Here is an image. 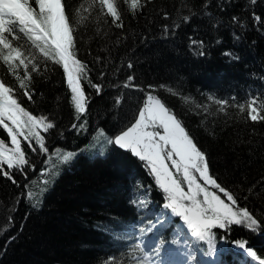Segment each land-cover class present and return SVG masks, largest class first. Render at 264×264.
<instances>
[{"label":"trees","instance_id":"1","mask_svg":"<svg viewBox=\"0 0 264 264\" xmlns=\"http://www.w3.org/2000/svg\"><path fill=\"white\" fill-rule=\"evenodd\" d=\"M64 2L76 29L77 57L102 92L97 95L82 80L90 103L76 119L60 65L37 53L40 70L32 73L29 101L0 62V77L17 89L20 103L55 124L41 132L49 149L45 155L22 141L29 165L12 171L16 183L0 175V264H139L142 256L129 258L114 245L122 238L118 226L153 225L165 193L152 184L153 175L138 157L109 145L106 137L134 121L149 91L182 121L206 153L210 173L239 206L264 215V121L248 119L247 106L243 113L238 108L264 97V0H142L135 13L117 0L123 27L92 0ZM18 43L31 48L26 39ZM19 73L24 75L22 68ZM128 76L134 80L124 87ZM220 100L228 104L216 103ZM0 138L7 143L2 131ZM56 150L75 155L61 163ZM140 195L146 196V211L138 207ZM181 226L184 221L165 224L161 241L174 264H193ZM213 233L214 250L194 236L206 262L217 252V264H257L234 243L238 240L264 259V232L232 225Z\"/></svg>","mask_w":264,"mask_h":264},{"label":"snow or ice","instance_id":"2","mask_svg":"<svg viewBox=\"0 0 264 264\" xmlns=\"http://www.w3.org/2000/svg\"><path fill=\"white\" fill-rule=\"evenodd\" d=\"M124 2L129 4V10L133 13L143 7L142 0ZM97 3L101 11L112 18L113 23L123 27L117 0H92L93 5ZM204 7H207V3ZM76 13L79 14V9ZM83 19L77 23H83ZM189 19L184 17L185 21ZM238 19L233 18L234 21ZM255 19L260 20V17ZM75 31L64 0H0V62L19 82V89L23 90V95L29 101L32 100V92L29 90L32 73L40 70L37 53L43 60L60 65L76 119H80L90 103L82 80H86L97 95L102 92V85L91 82L87 65L78 59ZM21 35L30 43L31 48L14 43L21 39ZM128 67H132L131 63ZM21 68L23 76L19 73ZM100 75L103 76V73ZM127 80L124 87L131 86L134 76H128ZM216 103L223 106L228 101L220 100ZM246 106L248 119L264 121V115H261L264 111V97H253L246 105H238V108L243 113ZM72 127L76 128L77 125L73 124ZM79 127L83 128L84 124ZM53 128L55 124L48 117L28 111L20 103L17 89L0 77V131L9 139L6 143L5 139L0 138V175L16 183L12 171L23 172L24 166L29 165L22 141L27 142L32 151H36L38 146L40 151L48 153L45 136L41 132L47 133ZM100 135L105 136L103 130H100ZM106 142L119 149L129 150L146 162L155 183L166 194L167 203L164 207L181 217L191 234L200 241H207L211 250L215 248V228L228 229L237 225L258 234L264 232V215L258 217L247 206H239L233 193L221 186L210 173L206 153L198 147L182 121L151 92L139 108L134 122L111 138L106 137ZM56 155L61 163H68L75 153L56 150ZM31 195L28 193L29 197ZM234 243L244 249L257 264H264V259L256 251L247 248V241L238 240ZM136 247L140 248L141 245ZM139 264H152L149 252L144 253Z\"/></svg>","mask_w":264,"mask_h":264},{"label":"rangeland","instance_id":"3","mask_svg":"<svg viewBox=\"0 0 264 264\" xmlns=\"http://www.w3.org/2000/svg\"><path fill=\"white\" fill-rule=\"evenodd\" d=\"M67 1V0H66ZM106 11V10H105ZM16 43V42H15ZM226 85V84H225ZM149 92H151V93H153V95L154 94H156L155 92H153V91H149ZM149 92H147V93H149ZM156 96H158V94H156ZM144 99H146V97L144 98ZM144 102V101H143ZM131 119H132V115H131ZM134 122V121H133ZM130 124V122H128L127 123V125L125 124V125H122V126H120L119 128H117V129H115V131H114V133H113V136L115 135V134H118L121 130H123V129H125L127 126H130L129 125ZM9 142V139L7 140V143ZM44 155H45V153H43ZM207 156V155H206ZM145 165H146V162H144V161H142ZM152 182V184H155L158 188H159V186L155 183V179H154V177H153V180L151 181ZM160 189V188H159ZM162 192H163V190L162 189H160ZM185 190L187 191V188L185 187ZM213 190H215V189H213ZM217 194H219V195H221V197L222 198H224L223 197V194H220L219 192L217 193ZM146 198V196H144V197H142V198H140L139 199V202H141L143 199H145ZM163 260H165L164 258H162Z\"/></svg>","mask_w":264,"mask_h":264}]
</instances>
